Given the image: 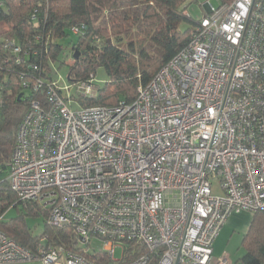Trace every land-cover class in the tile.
<instances>
[{"label":"built area","instance_id":"2783aa9c","mask_svg":"<svg viewBox=\"0 0 264 264\" xmlns=\"http://www.w3.org/2000/svg\"><path fill=\"white\" fill-rule=\"evenodd\" d=\"M206 4L188 44L133 101L81 105L95 73L74 82V98L54 75L21 74L36 97L8 180L21 201L49 210L48 225L72 232L30 250L0 230V264H233L214 255L223 226L264 211V0ZM37 53L0 37V106L8 68Z\"/></svg>","mask_w":264,"mask_h":264},{"label":"trees","instance_id":"16d2710c","mask_svg":"<svg viewBox=\"0 0 264 264\" xmlns=\"http://www.w3.org/2000/svg\"><path fill=\"white\" fill-rule=\"evenodd\" d=\"M190 1L4 0L0 37H18L25 49L36 48L38 53L25 58L17 70H7L5 100L0 106V230L30 250H37L43 236L61 244L72 232L71 227L48 225L49 210L38 202L21 201L8 180L19 125L36 97L32 90L23 89L21 74L27 73L31 80L51 79L54 64L64 62L60 60L65 53L63 40L73 33L72 26L85 24V33L71 47L74 63L69 78L72 82L89 80L92 72L104 67L108 80L96 98L81 95V105L114 106L121 100L133 101L138 87L147 85L190 41L192 27L181 29L184 22L193 26L198 22L189 12ZM20 204L26 211L7 219L6 212ZM31 214L45 216V231L40 236L26 224L24 216ZM242 245L245 253L239 260L243 264H264V211L254 213Z\"/></svg>","mask_w":264,"mask_h":264},{"label":"rangeland","instance_id":"374dc122","mask_svg":"<svg viewBox=\"0 0 264 264\" xmlns=\"http://www.w3.org/2000/svg\"><path fill=\"white\" fill-rule=\"evenodd\" d=\"M208 1L212 3L213 6L218 7L221 5L219 0H191L189 2V12L194 21H198L205 14L208 13L209 7L206 4ZM195 25V24H194ZM191 32L193 30V25L189 23H182L181 29L185 30L187 28H191ZM79 40V35L73 34L70 32V36L63 40L65 45V53L62 55L60 60L64 61L63 63L57 62L54 64L55 72L54 79L59 82L61 86H70V92H66L71 97H79V84H74L69 78L70 73V65L74 63L73 53L71 47L73 43H76ZM93 73V72H92ZM108 80V74L104 67H99L95 78L93 81V87L89 91L88 94H84L83 96H89L96 98L100 93V88L104 86L106 81ZM124 99V98H122ZM73 106L75 108L81 107L79 103L73 101ZM219 192V190H217ZM41 206V205H40ZM42 207V206H41ZM43 208V207H42ZM26 211L24 205L20 204L18 207H12L6 212V218L11 219L23 214ZM45 211V210H44ZM245 212H249V219L245 220V222H241L238 226L228 225V221L234 217H244ZM242 213H233L228 221L223 226L219 236L216 238L214 243V255L216 257H221L223 255H231V260L233 264H243L239 259L244 255L245 248L242 245V239L244 234L247 231L248 226L251 224L253 212L245 211ZM26 220V224L28 227L34 232V234L41 235L45 231V216L43 214L40 215H26L24 216ZM244 224V225H243ZM94 246L100 249L102 247V242L97 241L94 243ZM123 249L121 247L116 248L115 257L122 258ZM21 264H43L41 260L28 261Z\"/></svg>","mask_w":264,"mask_h":264},{"label":"crops","instance_id":"0c3cea01","mask_svg":"<svg viewBox=\"0 0 264 264\" xmlns=\"http://www.w3.org/2000/svg\"><path fill=\"white\" fill-rule=\"evenodd\" d=\"M245 211H242V212H240V213H244ZM246 214H244V217H239V216H237V217H234V218H232L231 220H229L228 221V224H227V226L228 225H233V226H238V224L240 223V221L241 222H245V220H247V219H249V212H245ZM252 218H253V216H252ZM244 225V224H243ZM249 227H250V225L248 226V228H247V231H248V229H249ZM246 231V232H247ZM230 257H231V255H229Z\"/></svg>","mask_w":264,"mask_h":264}]
</instances>
